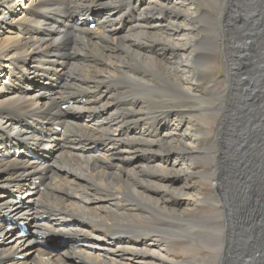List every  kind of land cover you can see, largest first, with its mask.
<instances>
[{
    "label": "bare ground",
    "instance_id": "6f19581e",
    "mask_svg": "<svg viewBox=\"0 0 264 264\" xmlns=\"http://www.w3.org/2000/svg\"><path fill=\"white\" fill-rule=\"evenodd\" d=\"M191 1L0 0V264H264V0H220L219 80Z\"/></svg>",
    "mask_w": 264,
    "mask_h": 264
},
{
    "label": "rangeland",
    "instance_id": "374dc122",
    "mask_svg": "<svg viewBox=\"0 0 264 264\" xmlns=\"http://www.w3.org/2000/svg\"><path fill=\"white\" fill-rule=\"evenodd\" d=\"M162 1H164V0H162ZM162 1L161 0H146V2H148V6H150V9H152L154 11L151 13V15L154 17L152 19V21H155L157 18H159L160 22H165L171 18L172 15H171L170 11L166 8H163V2ZM170 1L173 2V0H169V3H170ZM194 7L209 13L208 17L201 16L199 18V25L198 26L201 28V32H198L196 34L197 35L196 37H200L202 35L205 36L206 34L216 36L217 39H216L214 46H212V47L204 46L203 48L202 47L201 48L204 51H210L211 52V57L213 58L212 67L214 66L213 71H212V78H214L215 80H219L220 78L222 79L223 77L226 76V72L224 70V67L226 66V61H225V57H224L225 49H222L217 44L218 43L217 41L220 38L218 30L220 27H222V24H223V27L226 26V22L221 24L220 19H219L218 13H219V8H220V0H193L191 2H187L186 6L180 7V9H181L182 13L189 14L190 10H188V9L194 8ZM47 18H49V17H47ZM204 22H207V24H204ZM196 26H197V24H196ZM90 30H93V28H90ZM122 34H124V33H122ZM180 38H182V37H180ZM180 38L177 39L176 41H174V43L175 44L181 43ZM156 54H157L156 55L157 58L161 57L160 52L157 51ZM208 67L211 69L210 63L208 65ZM205 68H206V66H203V69H205ZM198 70L200 71L202 69H198ZM26 72L31 74L33 72V69L27 70ZM234 76L237 77L235 74H234ZM32 92H35V91H32ZM217 93L218 92L214 93L211 96V100H215L214 105L219 103V97H218ZM192 120H195L198 126H202L201 123H207V120L204 118H195V119L193 118ZM189 121L190 120H189L188 116L183 115L182 117H180L178 119V117L173 115L171 117V121L168 124H166V126H164V128H163V124H161V123L158 125V127L160 128V133H164V131H166L167 129L171 128L172 126H177V125H178L177 130H179V132H183V131L186 132V127L188 126ZM205 125H203V126H205ZM190 126H189V128H191ZM7 127L13 129L16 126L10 122V124ZM204 128H207V127L205 126ZM167 131H169V130H167ZM215 131L218 132V130H216V128H215ZM234 131H236V130H234ZM198 136H200V134H198ZM184 142L186 143L187 146L194 147L193 143L195 141L192 140L191 138H186L184 140ZM165 146L172 148V149L174 148V144H172L170 141H166ZM200 153H201L200 151H195V152L191 153V155H195L194 159L192 161V163H194L193 167L192 166L187 167V170H185L184 172H177V169H179V166H175L172 169L171 172L173 174V177L168 178V182H170V185H172L173 188H179L182 186L183 192L185 194H190L191 188L189 186L185 187L184 181L186 178L189 177L190 173H192V172H195V176H191V178L195 182V184H198V185L203 184V180H202L203 177L200 173L203 172L208 166H206L205 162L200 159L202 157V156H200ZM222 153L223 152H220L219 155H217V156L222 155ZM217 161H219V160H217ZM217 169L218 170L215 172L212 168L213 176L211 177L210 184L212 186L215 184H218L220 186V188L217 191L218 195L220 197H216V200L218 202H221V201H223V198H224L221 187H223V185L226 184L227 178L223 175V174H226L225 170H223L219 167H217ZM253 189H254V191H251L253 193V194L251 193V195H253V197L256 198L258 196V194H257L255 187ZM0 195H2V194H0ZM192 207H193L192 204H188V205H183L181 207V209H183V208L184 209H190ZM29 232H30V230H29ZM33 237H35V236L33 234L29 233L26 236V240H29ZM59 239L60 238L48 239V240L44 241L45 244H43V245L44 246L46 245L48 247V249H50V250L56 249V248H58L57 243H58Z\"/></svg>",
    "mask_w": 264,
    "mask_h": 264
}]
</instances>
